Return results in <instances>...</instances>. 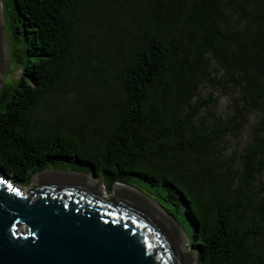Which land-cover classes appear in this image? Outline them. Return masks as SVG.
<instances>
[{"label": "trees", "instance_id": "1", "mask_svg": "<svg viewBox=\"0 0 264 264\" xmlns=\"http://www.w3.org/2000/svg\"><path fill=\"white\" fill-rule=\"evenodd\" d=\"M6 1L0 177L141 179L191 221L194 264H264V0Z\"/></svg>", "mask_w": 264, "mask_h": 264}, {"label": "water", "instance_id": "2", "mask_svg": "<svg viewBox=\"0 0 264 264\" xmlns=\"http://www.w3.org/2000/svg\"><path fill=\"white\" fill-rule=\"evenodd\" d=\"M3 58L0 30V77ZM45 172L77 174L36 175ZM34 176L26 194L0 177V264L195 263V252L136 194L113 187L106 197L99 179Z\"/></svg>", "mask_w": 264, "mask_h": 264}, {"label": "rangeland", "instance_id": "3", "mask_svg": "<svg viewBox=\"0 0 264 264\" xmlns=\"http://www.w3.org/2000/svg\"><path fill=\"white\" fill-rule=\"evenodd\" d=\"M4 5L5 6L3 7L2 0H0V30L2 36L3 49H4L2 74L0 77V81L2 82L1 88L7 87L9 85H13L15 81L18 79V76L21 73V63L17 61L16 53L20 52L24 45L23 42L18 41L15 37L16 35H14L15 22H13L12 20L11 12L9 7L7 6L6 0L4 1ZM252 120H253V116H250L249 121ZM45 173H54V172H45ZM41 174L35 175L34 179ZM62 175L68 176V174H62ZM93 179L96 180V178L94 177ZM96 182H98V180H96ZM98 183L101 186V193L102 194L104 193L106 197L111 196L112 192L110 194H107L105 189L103 188L102 183L100 182ZM135 184L137 189L123 187V186L121 188H124L136 194L137 196L145 199L148 203H150L171 224L178 238L180 239L182 245L184 246V244H186V246L190 249L189 251H193L194 229L191 221L187 218L186 214L182 212V208L178 210L173 206L172 207L169 206L168 203H166L165 200L159 196V194L157 193V191L153 186H149L148 183L142 181L141 179H135ZM30 185L22 189L23 194H26V192L30 188ZM114 187H120V186H114Z\"/></svg>", "mask_w": 264, "mask_h": 264}, {"label": "bare ground", "instance_id": "4", "mask_svg": "<svg viewBox=\"0 0 264 264\" xmlns=\"http://www.w3.org/2000/svg\"><path fill=\"white\" fill-rule=\"evenodd\" d=\"M43 174H47V173H43ZM49 174H54V173H49ZM56 174H65V173H56ZM42 175V174H41ZM68 176H73V177H80V178H84V179H88V180H92V181H96L94 180L93 178L91 177H86V176H80V175H75V174H68ZM122 186H120L121 188ZM187 252V251H186ZM188 257H189V261L192 259V257L188 254Z\"/></svg>", "mask_w": 264, "mask_h": 264}]
</instances>
